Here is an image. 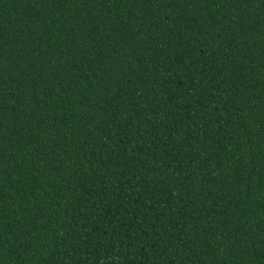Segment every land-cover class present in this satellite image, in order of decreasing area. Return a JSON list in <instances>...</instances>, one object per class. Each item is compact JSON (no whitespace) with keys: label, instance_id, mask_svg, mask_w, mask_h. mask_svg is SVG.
Segmentation results:
<instances>
[{"label":"trees","instance_id":"trees-1","mask_svg":"<svg viewBox=\"0 0 264 264\" xmlns=\"http://www.w3.org/2000/svg\"><path fill=\"white\" fill-rule=\"evenodd\" d=\"M0 264H264V0H0Z\"/></svg>","mask_w":264,"mask_h":264}]
</instances>
